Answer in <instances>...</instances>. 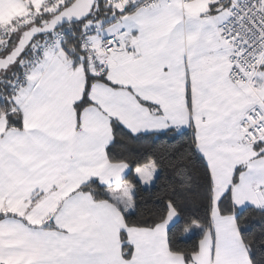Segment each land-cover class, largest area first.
Instances as JSON below:
<instances>
[{
    "label": "snow or ice",
    "instance_id": "1",
    "mask_svg": "<svg viewBox=\"0 0 264 264\" xmlns=\"http://www.w3.org/2000/svg\"><path fill=\"white\" fill-rule=\"evenodd\" d=\"M0 264H264V0H0Z\"/></svg>",
    "mask_w": 264,
    "mask_h": 264
}]
</instances>
